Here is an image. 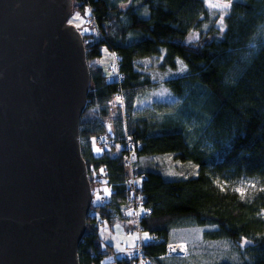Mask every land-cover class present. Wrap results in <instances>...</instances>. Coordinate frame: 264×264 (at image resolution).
Returning <instances> with one entry per match:
<instances>
[{
    "label": "trees",
    "instance_id": "obj_1",
    "mask_svg": "<svg viewBox=\"0 0 264 264\" xmlns=\"http://www.w3.org/2000/svg\"><path fill=\"white\" fill-rule=\"evenodd\" d=\"M77 8L87 9V20L97 24L96 33L81 32L91 76L81 151L91 185L112 184L109 199L94 203L88 215L80 264H102L111 248L101 241L100 220H131L123 152L96 156L91 147V137L108 127L117 140L127 130L140 143L136 172L146 177L138 187L144 205L153 208L141 222L149 235L141 243L147 264L186 257L160 255L169 242L184 241L171 240L173 230L207 225L215 226L203 232L208 240L248 241L239 263L216 264H264V0H232L223 28L200 30L193 44L185 39L209 15L204 0H74ZM103 44L119 55L121 83L109 80L96 61ZM160 85L179 99L178 107L135 116L130 102L136 93ZM119 88L125 92L124 114L113 99ZM155 153L191 160L198 173L167 178L139 166L141 157ZM100 169L107 171L104 178ZM244 184L246 190L239 191ZM132 258L118 262L133 264Z\"/></svg>",
    "mask_w": 264,
    "mask_h": 264
},
{
    "label": "water",
    "instance_id": "obj_2",
    "mask_svg": "<svg viewBox=\"0 0 264 264\" xmlns=\"http://www.w3.org/2000/svg\"><path fill=\"white\" fill-rule=\"evenodd\" d=\"M74 0H0V264H80L90 68Z\"/></svg>",
    "mask_w": 264,
    "mask_h": 264
},
{
    "label": "rangeland",
    "instance_id": "obj_3",
    "mask_svg": "<svg viewBox=\"0 0 264 264\" xmlns=\"http://www.w3.org/2000/svg\"><path fill=\"white\" fill-rule=\"evenodd\" d=\"M209 15L201 24L199 30H193L186 37L187 43H195L198 40L200 30L207 31L210 27L223 28L224 16L229 11L232 0H204ZM89 11L87 9H75L69 22L79 27L82 33H96L87 17ZM102 55L96 59L102 66L109 80H113L110 72V67L114 64L115 52L111 50L107 44L101 46ZM92 61H95L92 60ZM130 101H127L129 103ZM132 112L135 116L150 114L151 112L171 113L179 103V99L174 96L164 85H160L154 89L139 90L134 99L131 100ZM114 106V105H113ZM119 110H117L118 112ZM131 112V114H132ZM103 134H112L111 127ZM91 147L94 155L100 156L104 153V149L94 141V136L91 137ZM116 150L113 146L107 150ZM139 166L143 168L155 169L164 174L167 178H178L185 176H194L198 173V165L191 160H181L174 156V153H155L151 156H143L139 159ZM103 169H100L98 176ZM99 178H102L99 176ZM103 181V180H102ZM104 182V181H103ZM248 186V185H247ZM97 187V186H95ZM246 184L237 186L239 191L246 190ZM100 189L103 192L108 190V186L102 184ZM129 213L128 210L125 211ZM134 222L129 218L116 219L113 222L100 220L98 233L104 246L111 245V248L106 249V255L102 264H124L118 260L131 259L137 252L139 233H131ZM215 226H188L177 228L171 233V240H184L187 244L188 255L186 257L172 256L165 258L167 264H216L220 261H229L239 263L242 260L241 250L248 243L247 240L241 239L238 242H233L229 239L208 240L204 238L203 232L207 229H213ZM148 233L143 231V241L147 240Z\"/></svg>",
    "mask_w": 264,
    "mask_h": 264
},
{
    "label": "built area",
    "instance_id": "obj_4",
    "mask_svg": "<svg viewBox=\"0 0 264 264\" xmlns=\"http://www.w3.org/2000/svg\"><path fill=\"white\" fill-rule=\"evenodd\" d=\"M93 27H96L97 24L93 18L89 19ZM114 64L110 67L111 75L117 80L118 83H121L125 79V75L119 69V55L114 53ZM113 99L115 100L116 105L124 114V103H125V92L122 88L116 90L113 94ZM94 141L104 150H107L113 146H116V149L123 152L124 160L126 162L127 169V179L126 186L129 191L128 207L131 215V220L134 222L132 228H130L131 233L138 232L139 240L137 246V252L132 258L133 264H147L145 261V254L141 248V243L143 241L142 237V219L145 216H148L152 213L153 208L150 206H145L143 202V194L138 187V182L140 178L146 177L145 172L137 173L135 162L137 160V147L139 146V141L134 139L127 130H125L122 138L117 140L115 137L109 134L97 133L94 135ZM107 175V171L103 169L99 174L100 177L104 178ZM97 187L93 189L94 202L95 203H104L109 199V190L112 189V184H108V190L103 192L100 189V185L97 184ZM156 242H160V238H155ZM188 254V248L185 241H172L167 244L166 252L160 256L166 255H180L184 256Z\"/></svg>",
    "mask_w": 264,
    "mask_h": 264
}]
</instances>
